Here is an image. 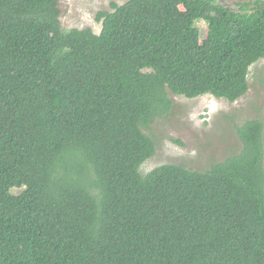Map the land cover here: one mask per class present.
<instances>
[{"label": "trees", "instance_id": "16d2710c", "mask_svg": "<svg viewBox=\"0 0 264 264\" xmlns=\"http://www.w3.org/2000/svg\"><path fill=\"white\" fill-rule=\"evenodd\" d=\"M58 1L0 0V264H264L263 121L204 171L140 173L169 94L247 93L264 0L112 3L99 34L63 29Z\"/></svg>", "mask_w": 264, "mask_h": 264}, {"label": "rangeland", "instance_id": "374dc122", "mask_svg": "<svg viewBox=\"0 0 264 264\" xmlns=\"http://www.w3.org/2000/svg\"><path fill=\"white\" fill-rule=\"evenodd\" d=\"M129 0H59V21L63 29L89 28L99 34L96 21L99 12H110V4L122 5ZM251 0H216L236 10ZM200 43L215 41L204 22H197ZM264 59L249 68L248 91L233 103L205 95L194 100L169 94L172 109L143 132L155 142V153L140 168L145 175L164 164L182 165L186 169L204 171L210 165L237 154L241 143L236 127L246 120L264 123ZM264 142V137H263ZM22 189H12L18 195Z\"/></svg>", "mask_w": 264, "mask_h": 264}]
</instances>
